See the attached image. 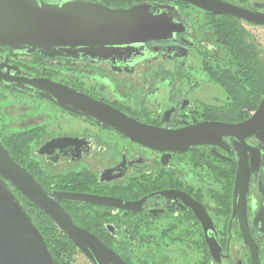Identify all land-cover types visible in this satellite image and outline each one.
I'll list each match as a JSON object with an SVG mask.
<instances>
[{
	"label": "flooded vegetation",
	"instance_id": "obj_1",
	"mask_svg": "<svg viewBox=\"0 0 264 264\" xmlns=\"http://www.w3.org/2000/svg\"><path fill=\"white\" fill-rule=\"evenodd\" d=\"M119 1L172 6L181 31L134 44L130 56L115 60L0 47V140L46 192L137 201L136 210H127L60 200L77 225L128 264H264V125L244 140L215 130L206 133L212 143L177 151L160 147L165 140L152 133L135 140L97 116L80 114L90 109L83 99L67 108L49 86L33 84L60 82L96 100L98 111L109 106L164 132L202 122H242L257 108L238 121L223 119L226 97L208 73L230 60L222 32L229 17L235 33L257 46L263 60L257 29L264 24L185 0ZM214 1L256 12L255 17L264 11V0H209ZM10 134L24 137L21 154L4 142Z\"/></svg>",
	"mask_w": 264,
	"mask_h": 264
},
{
	"label": "water",
	"instance_id": "obj_2",
	"mask_svg": "<svg viewBox=\"0 0 264 264\" xmlns=\"http://www.w3.org/2000/svg\"><path fill=\"white\" fill-rule=\"evenodd\" d=\"M185 1L215 13L264 24V11H259L255 17L256 12L223 1L211 4L209 0ZM181 27L182 23L174 17L173 7L168 5L143 2L115 7L86 0H0V47L46 57L115 60L130 56L134 44L167 40L181 31ZM43 81L51 83L44 84ZM33 84L49 86L51 89L48 90L67 108L76 106V101L83 99L81 103L90 109L80 114L97 116L135 140L139 134L152 133L151 137L165 140L163 145L159 142L160 147L177 151H184L196 143H212L206 133L215 130L244 140L264 125V96L256 111L245 121L202 122L164 132L109 106L98 111L96 100L60 82L38 79ZM9 183L45 211L93 264H128L98 236L77 225L60 200L110 204L127 210H136L137 201L78 192H46L33 174L12 157L1 140L0 264H57L45 237Z\"/></svg>",
	"mask_w": 264,
	"mask_h": 264
},
{
	"label": "trees",
	"instance_id": "obj_3",
	"mask_svg": "<svg viewBox=\"0 0 264 264\" xmlns=\"http://www.w3.org/2000/svg\"><path fill=\"white\" fill-rule=\"evenodd\" d=\"M109 6L124 7V2L109 1ZM234 22L229 17L227 28L222 32L227 40L224 48L229 59L218 68L209 70V77L216 82L225 94L221 116L229 121H238L255 110L264 92V60L257 46H248L243 36L235 33ZM4 142L16 154L23 152L25 141L21 134L3 137ZM14 143L15 146H12ZM19 194L24 208L42 232L57 264H74L73 257L78 251L74 242L60 229L56 222L31 200Z\"/></svg>",
	"mask_w": 264,
	"mask_h": 264
},
{
	"label": "rangeland",
	"instance_id": "obj_4",
	"mask_svg": "<svg viewBox=\"0 0 264 264\" xmlns=\"http://www.w3.org/2000/svg\"><path fill=\"white\" fill-rule=\"evenodd\" d=\"M257 35H259L260 36V38H261V41L264 43V29H257ZM264 46V45H263ZM86 84H88V85H90L91 83H86ZM219 87V86H218ZM220 88V87H219ZM223 92V91H222ZM223 95H224V93H223ZM224 97V96H223ZM3 111H5V109L3 110ZM2 111V112H3ZM73 259H74V264H92L91 262H90V260L83 254V253H81L80 251H79V249H78V251L76 252V254H75V256L73 257Z\"/></svg>",
	"mask_w": 264,
	"mask_h": 264
}]
</instances>
